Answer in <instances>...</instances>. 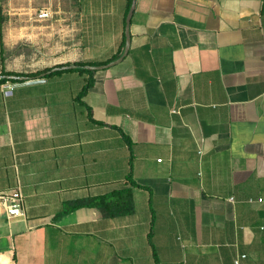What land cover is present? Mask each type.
<instances>
[{"label":"crops","instance_id":"crops-1","mask_svg":"<svg viewBox=\"0 0 264 264\" xmlns=\"http://www.w3.org/2000/svg\"><path fill=\"white\" fill-rule=\"evenodd\" d=\"M130 1L0 0V73L49 69L0 83V194L25 201L0 264H264V0H136L120 63L64 67L123 53ZM130 172L133 213L58 217Z\"/></svg>","mask_w":264,"mask_h":264},{"label":"trees","instance_id":"trees-1","mask_svg":"<svg viewBox=\"0 0 264 264\" xmlns=\"http://www.w3.org/2000/svg\"><path fill=\"white\" fill-rule=\"evenodd\" d=\"M132 0L130 1L131 6ZM130 9V7H129ZM125 33L123 35L122 40V48L125 46ZM122 54V50L120 53L113 57L111 60H114L120 57ZM111 60L105 62H98V61H76L73 63H67L66 65H76L77 69L82 71L93 73L94 70L87 69L86 65H102L110 62ZM49 69H42L36 72L27 73L30 78H36L41 75L43 72ZM22 73L11 72L3 70L0 75H21ZM8 79L2 77L0 78V83L7 82ZM92 79L89 78L88 82L83 87L82 93L86 92L92 86ZM127 180L129 185H125L121 189L112 191L108 194L102 196H95V197H88L81 200L73 201L66 203L64 209L59 213L58 217L63 216L66 213H69L75 209L81 207H95L99 209L104 217L114 218L121 215H127L133 213L135 210V201H134V193L133 188L135 186H139V184L133 179L132 173L130 172L127 176Z\"/></svg>","mask_w":264,"mask_h":264},{"label":"built area","instance_id":"built-area-1","mask_svg":"<svg viewBox=\"0 0 264 264\" xmlns=\"http://www.w3.org/2000/svg\"><path fill=\"white\" fill-rule=\"evenodd\" d=\"M37 17L41 20L48 19L51 17V11L48 8H42L39 10ZM173 111L175 112L176 110ZM0 203L8 219L24 216L25 201L24 194L20 188L9 193H1ZM235 262L239 264L240 258H237Z\"/></svg>","mask_w":264,"mask_h":264},{"label":"water","instance_id":"water-1","mask_svg":"<svg viewBox=\"0 0 264 264\" xmlns=\"http://www.w3.org/2000/svg\"><path fill=\"white\" fill-rule=\"evenodd\" d=\"M135 1L136 0H132V4H131V7H130V10L127 14V17H126V26H125V47H124V51L123 53L121 54L120 57L106 63V64H102V65H86L85 67L87 69H90V70H97V69H103V68H108V67H111V66H114L118 63H120L124 58L125 56L128 54L129 52V48H130V44H131V35H130V22H131V18H132V14H133V10H134V7H135ZM76 65H67V66H64V67H75ZM57 69H61V67H56L53 69L54 70H57ZM45 74H42V76L38 77V78H29L28 76H18V75H2L0 76V78L4 77L6 79H16V80H26V81H30V82H39V81H43L42 77L44 76Z\"/></svg>","mask_w":264,"mask_h":264},{"label":"rangeland","instance_id":"rangeland-1","mask_svg":"<svg viewBox=\"0 0 264 264\" xmlns=\"http://www.w3.org/2000/svg\"><path fill=\"white\" fill-rule=\"evenodd\" d=\"M14 1H16V0H14ZM47 2H48V0H46ZM58 1H65V0H58Z\"/></svg>","mask_w":264,"mask_h":264}]
</instances>
